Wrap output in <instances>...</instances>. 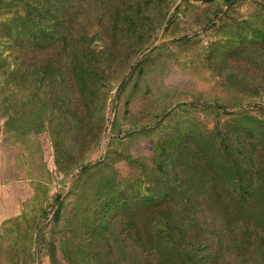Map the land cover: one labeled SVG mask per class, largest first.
I'll return each instance as SVG.
<instances>
[{
	"label": "rangeland",
	"instance_id": "rangeland-1",
	"mask_svg": "<svg viewBox=\"0 0 264 264\" xmlns=\"http://www.w3.org/2000/svg\"><path fill=\"white\" fill-rule=\"evenodd\" d=\"M66 1L52 19L56 64L65 71L76 40L90 48L88 73L72 83L32 66V45L7 36L24 0H0V264L148 253L142 224L200 215L217 136L239 118L264 123V36L247 28H263L264 0ZM181 127L195 133L177 151ZM210 213L205 228L230 243ZM259 240L250 233L251 258L262 257Z\"/></svg>",
	"mask_w": 264,
	"mask_h": 264
},
{
	"label": "trees",
	"instance_id": "trees-1",
	"mask_svg": "<svg viewBox=\"0 0 264 264\" xmlns=\"http://www.w3.org/2000/svg\"><path fill=\"white\" fill-rule=\"evenodd\" d=\"M21 5L19 10L13 13L15 22L12 25L7 24V36L13 41L21 39L24 44H19V47L25 44L32 45L33 54L28 56L34 60L32 66L42 67L45 73L54 77V81L59 77L64 82L69 80L72 83L73 77L83 78L80 73H88V68L82 62L89 54L90 48L87 44H81L76 40L75 49L64 53L63 58L68 64L65 71L56 64L55 53L52 51L57 44L55 37L57 31L52 28L56 26V23L52 22V19L56 18V7L63 5L60 13L64 15L67 6L70 5L69 2L24 0ZM248 27L249 29L251 27L252 31L259 30L264 36V26L259 29L254 25ZM238 35L244 40L242 33L238 32ZM254 39L255 37L252 40ZM21 52L24 53L22 50ZM64 87L63 89H66ZM74 91L77 92L76 89ZM65 100L61 102L62 111L68 108ZM229 128L227 134L220 133L217 136L220 157L216 161V172L208 180L210 188L205 193L197 194L195 204L200 215L188 213L187 223L184 224L169 217L166 225L160 229L148 223L142 224L137 230L138 237L142 238L138 245L145 248L148 253L112 257L93 251L92 255L87 257V264H264V123L243 117L235 120L232 127L229 124ZM180 130L181 132H175L170 136L177 151L181 144L191 143L189 135L195 133L192 127L189 130L181 127ZM228 133L232 134V138ZM198 135L202 137L201 133ZM195 137L192 136L193 139ZM202 146L206 145H197L199 152ZM206 155L201 152L202 163L210 162ZM248 165L250 168L245 175L243 169ZM251 167H254L253 170ZM136 201L144 203L143 198L138 196ZM188 203L192 206L190 200ZM211 210L218 211L223 221L222 226H226L224 228H230L229 232L234 235L230 237V243L229 239L211 237L217 233L205 228L206 222H203L201 217L203 213L208 214ZM110 219L103 224L102 231L110 230ZM248 230L260 238L258 247L262 254L261 258H251L255 247H251L253 243L249 242L251 232ZM121 241L125 243V237ZM232 250L237 253L236 257L233 256L235 253L233 254Z\"/></svg>",
	"mask_w": 264,
	"mask_h": 264
}]
</instances>
